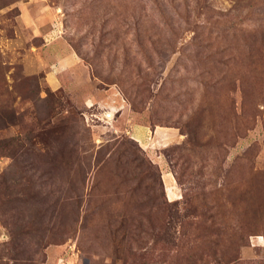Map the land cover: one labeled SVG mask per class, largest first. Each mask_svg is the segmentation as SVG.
Segmentation results:
<instances>
[{
    "label": "rangeland",
    "instance_id": "rangeland-1",
    "mask_svg": "<svg viewBox=\"0 0 264 264\" xmlns=\"http://www.w3.org/2000/svg\"><path fill=\"white\" fill-rule=\"evenodd\" d=\"M0 264H264V0H0Z\"/></svg>",
    "mask_w": 264,
    "mask_h": 264
}]
</instances>
